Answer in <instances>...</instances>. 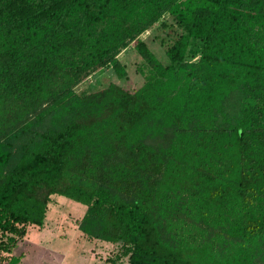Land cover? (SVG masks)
Listing matches in <instances>:
<instances>
[{
    "label": "trees",
    "instance_id": "trees-1",
    "mask_svg": "<svg viewBox=\"0 0 264 264\" xmlns=\"http://www.w3.org/2000/svg\"><path fill=\"white\" fill-rule=\"evenodd\" d=\"M54 194L105 264H264V0H0V264Z\"/></svg>",
    "mask_w": 264,
    "mask_h": 264
},
{
    "label": "rangeland",
    "instance_id": "rangeland-1",
    "mask_svg": "<svg viewBox=\"0 0 264 264\" xmlns=\"http://www.w3.org/2000/svg\"><path fill=\"white\" fill-rule=\"evenodd\" d=\"M161 19L168 20V17L164 15ZM162 34L163 31L155 23L139 37L144 39L157 58L165 61L166 58L157 39V36ZM117 57L127 75L126 87L131 90L136 89L142 84L143 78L136 70L139 59L132 51L131 44L121 49ZM104 75H108L114 82L118 81L110 67L101 68L79 81L74 90L79 92L90 83L101 86ZM82 205L65 196L52 195L39 230L30 227L11 249L10 255L19 257L16 264H105L102 261L105 257H114L119 252L115 244L98 241L93 245L76 228V220L84 210ZM91 247L95 249V253H98L99 259L89 254ZM8 257L2 260L4 263L1 264H5ZM117 263L124 264V261Z\"/></svg>",
    "mask_w": 264,
    "mask_h": 264
}]
</instances>
